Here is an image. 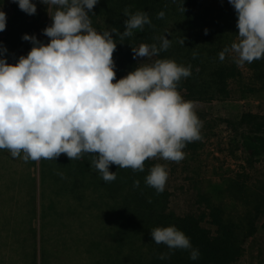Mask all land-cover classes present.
I'll use <instances>...</instances> for the list:
<instances>
[{
    "label": "trees",
    "instance_id": "1",
    "mask_svg": "<svg viewBox=\"0 0 264 264\" xmlns=\"http://www.w3.org/2000/svg\"><path fill=\"white\" fill-rule=\"evenodd\" d=\"M33 2L37 6L36 14L28 15L13 0H0V10L7 17L6 28L0 32V44L7 48L6 63L14 64L19 56H26L32 44L22 36H37L46 24V5L41 0ZM125 9L129 13L146 12L151 23L145 24L142 30H133L132 36L123 39L112 33L117 43L113 52L116 72L113 82L143 62L142 57L133 59L131 46L155 43L159 47L160 37L165 35L171 41L169 47L149 57L145 63L172 59L178 64L190 65L191 75L181 78L177 84L184 100L230 99L232 82H239L243 75L231 53H226L223 60L218 57L219 52L236 40L238 32L235 10L228 0H184V4L183 0H98L89 13L92 27L97 32H103L106 27H116L123 32ZM160 11L165 13L162 18L157 16ZM245 65L250 72V84H246L242 92L263 91L264 57ZM195 112L204 121L203 112ZM225 122L235 131L233 141L241 148L249 165L264 156V113L247 111L237 122ZM195 147V142H187L182 150ZM92 155L85 153L79 159L70 160L62 153L52 159V166L40 171V175L42 180L57 184L64 181L67 185L60 188L63 194L56 192V195L65 194L68 201L74 199L83 203L75 214L80 226L105 233L108 225H117L115 231L108 232L112 231L110 238L115 239L118 254L112 257L108 249L96 264H235L244 253V242L257 232L256 220L263 213L260 205H255L242 217L233 218L222 204L205 195L201 197L205 203L203 208L179 215L169 209L166 189L157 193L145 183L149 169L155 165V157L146 158L143 171L111 164L109 170L116 172V179L105 182L98 170L89 167ZM16 168V161L7 150L0 149L1 222L12 218L16 223L13 230L0 236V264H79L61 259L59 246L53 241L52 237H58L54 226L64 222L61 214L51 215L56 203L40 202L37 183ZM136 180L140 181L138 187L133 186ZM41 194H45V188ZM17 196L22 198L18 200ZM3 202L14 209H5ZM170 225L181 230L199 250L196 260L189 258V250L179 248L172 250L168 259H159L160 254L168 253L169 249L163 243L153 242L150 230ZM0 230L3 232L2 228Z\"/></svg>",
    "mask_w": 264,
    "mask_h": 264
},
{
    "label": "clouds",
    "instance_id": "2",
    "mask_svg": "<svg viewBox=\"0 0 264 264\" xmlns=\"http://www.w3.org/2000/svg\"><path fill=\"white\" fill-rule=\"evenodd\" d=\"M20 10L34 15L33 0H13ZM234 8L236 40L218 53H234L237 64L264 57V0H228ZM56 6L49 14L51 24L42 29L49 42L24 34L32 47L14 64L6 63L7 48L0 44V149L11 157L29 160L54 159L65 154L70 160L93 154L89 167L99 171L105 182L116 179L111 164L144 170L146 158L159 156L179 162L187 142L200 138L202 121L194 103L177 90L181 78L191 75V66L172 59L139 63L126 76L115 80L113 52L121 39L143 29L151 21L146 12L124 10L125 29L106 27L97 32L89 13L98 0H41ZM184 4V0H183ZM182 11L185 9L182 5ZM164 11L157 13L164 17ZM6 13L0 10V32L6 28ZM208 29H204L207 34ZM184 44V40L181 41ZM171 41L165 35L157 44L132 47L133 59L153 57ZM168 172L155 164L145 177L146 185L163 192ZM139 180L133 182L138 187ZM153 242L165 244L169 252L189 250L196 260L200 253L175 225L150 230Z\"/></svg>",
    "mask_w": 264,
    "mask_h": 264
},
{
    "label": "rangeland",
    "instance_id": "3",
    "mask_svg": "<svg viewBox=\"0 0 264 264\" xmlns=\"http://www.w3.org/2000/svg\"><path fill=\"white\" fill-rule=\"evenodd\" d=\"M47 7L46 5L44 28L51 24L49 14L56 8L54 5L50 6L48 14ZM36 38L44 43L50 40L42 31ZM234 55L231 53L233 58ZM147 59L142 57L143 62ZM238 66L243 77L239 82H232L230 99L212 102L195 101L194 109L203 112L204 115L200 138L191 141L196 143V147L182 150L185 156L179 162L165 160L159 156L153 159L155 164L164 165L168 172L165 184L169 194L168 205L176 214L183 215L203 208L205 203L202 202L201 197L205 195L222 204L226 213L233 218L242 217L255 205H260L263 213L259 214L256 220L257 232L244 242V253L235 264H264V156L253 165H249L241 148L233 141L235 131L225 122L226 120L237 122L247 111L263 114L264 89L259 92H246V90L242 92L245 85L250 84V72L245 63ZM7 153L10 155L8 150ZM13 159L16 161V169L24 171L37 183L40 202L56 203L55 211H52L51 215L53 217L57 213L62 215L64 222L57 227L54 226L57 228L54 234L58 237H52L54 243L59 246L61 259L73 260L79 264H96L98 259L105 257L104 254L108 249L112 257L118 254L115 239L113 241V237L110 238L112 231L108 232L110 229L113 231L117 229L115 223L112 227L108 225L106 229L108 231L105 233L80 226L75 214H78L83 203L80 201L77 203L74 199H70V202L65 194L56 195V192H63L60 188L63 189L67 185L64 181L60 180L57 184L48 179L42 180L40 171L49 169L53 164L52 159L42 158L27 162L20 157ZM19 177L20 173L15 175L16 179ZM43 188H45L44 195L41 194ZM2 192L3 189L0 188V194ZM20 198L22 197L17 196L18 200ZM3 204L5 209H14L5 202ZM15 224L12 218L2 223L0 211V229H3V232L0 230V236L7 234L9 229L13 230ZM126 252L125 250L124 254Z\"/></svg>",
    "mask_w": 264,
    "mask_h": 264
}]
</instances>
